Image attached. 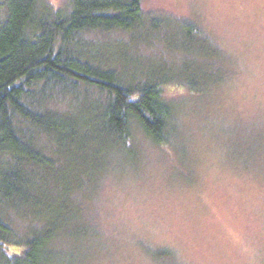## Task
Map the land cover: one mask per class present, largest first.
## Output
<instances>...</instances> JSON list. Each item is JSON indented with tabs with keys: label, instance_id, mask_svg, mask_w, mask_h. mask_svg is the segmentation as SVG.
I'll list each match as a JSON object with an SVG mask.
<instances>
[{
	"label": "rangeland",
	"instance_id": "1",
	"mask_svg": "<svg viewBox=\"0 0 264 264\" xmlns=\"http://www.w3.org/2000/svg\"><path fill=\"white\" fill-rule=\"evenodd\" d=\"M141 6L155 28L132 40L111 31L100 45L108 39L118 56L125 45L148 72L160 64L205 76L220 63L221 77H207L202 94L165 87L179 105L181 140L157 145L134 128L132 149L78 166L80 188L59 201L64 262L264 264V0Z\"/></svg>",
	"mask_w": 264,
	"mask_h": 264
},
{
	"label": "trees",
	"instance_id": "2",
	"mask_svg": "<svg viewBox=\"0 0 264 264\" xmlns=\"http://www.w3.org/2000/svg\"><path fill=\"white\" fill-rule=\"evenodd\" d=\"M0 4V264H70L59 201L80 188L78 166L132 149L134 128L157 145L181 140L179 105L165 87L202 94L220 63L205 76L160 64L148 72L125 45L119 56L108 39L101 46L111 31L132 40L155 28L141 0Z\"/></svg>",
	"mask_w": 264,
	"mask_h": 264
}]
</instances>
